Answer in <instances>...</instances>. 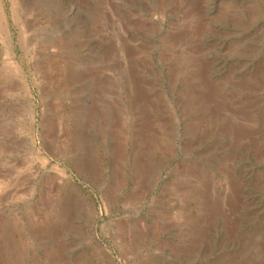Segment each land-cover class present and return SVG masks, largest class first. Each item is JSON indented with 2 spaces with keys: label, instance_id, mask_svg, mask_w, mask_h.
Masks as SVG:
<instances>
[{
  "label": "rangeland",
  "instance_id": "obj_1",
  "mask_svg": "<svg viewBox=\"0 0 264 264\" xmlns=\"http://www.w3.org/2000/svg\"><path fill=\"white\" fill-rule=\"evenodd\" d=\"M0 264H264V0H0Z\"/></svg>",
  "mask_w": 264,
  "mask_h": 264
},
{
  "label": "bare ground",
  "instance_id": "obj_2",
  "mask_svg": "<svg viewBox=\"0 0 264 264\" xmlns=\"http://www.w3.org/2000/svg\"><path fill=\"white\" fill-rule=\"evenodd\" d=\"M67 71V70H66ZM67 73V72H66ZM65 74V73H64ZM63 75V74H62ZM206 82V81H205ZM212 87V86H211ZM215 89V88H214ZM221 99V98H220ZM229 123V122H228ZM228 126V125H227ZM234 126H236V125H234ZM233 126V127H234ZM228 128V127H227ZM232 128V127H231ZM229 130V129H228ZM230 131V130H229ZM240 132V131H239ZM73 197V196H72ZM216 204V203H215ZM208 212H210V210L208 211ZM64 220V219H63Z\"/></svg>",
  "mask_w": 264,
  "mask_h": 264
}]
</instances>
